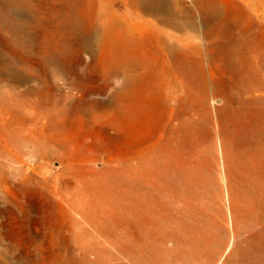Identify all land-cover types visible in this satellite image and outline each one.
Instances as JSON below:
<instances>
[{"label":"rangeland","instance_id":"rangeland-1","mask_svg":"<svg viewBox=\"0 0 264 264\" xmlns=\"http://www.w3.org/2000/svg\"><path fill=\"white\" fill-rule=\"evenodd\" d=\"M20 1L0 0V62L14 60L31 77L29 84L44 92L51 88L65 95L70 91L73 98L59 99L57 108L68 106L72 112L55 119L61 122L58 127L35 133L36 120L44 122L50 117L40 119L31 109L25 111L17 98L0 88V264H264V205L258 206L261 195L245 186L250 176V149L245 141L248 125L233 111L256 102L223 106L227 100H240L239 92L231 89L236 80L244 87L264 83V0H181L188 10L196 11L199 4L216 16L203 47L205 77L211 84L208 95L204 98L200 88L195 89L181 131H164L170 108L181 101L183 88L176 85L172 74L161 72L158 80L163 84L152 103L156 115L136 135L128 132V106L120 97L127 86L120 85L121 78L106 84L103 43L94 60L90 54L80 53L76 35L65 38L63 26L68 20L56 9L61 1L43 0L34 10L32 25L39 34L37 49H26L23 29L15 27L19 20L8 7ZM112 14L139 22L121 0H95L85 18L91 23ZM128 21L122 23L129 25ZM163 32L169 37V31ZM62 56L66 69L76 66L73 71L84 78L53 73L52 61ZM44 63L50 70L46 81L36 70ZM212 66L219 70L214 77L209 72ZM7 83L11 86L12 81L5 86ZM115 89L114 116L99 111L77 113L82 95L103 100ZM19 116L29 117L28 121ZM149 132L152 141L163 145L172 140L169 146H157V155L181 144L185 178L182 184L176 179L160 180L167 189L156 191L160 202L154 222L141 228L140 240L150 243V248L138 247L134 255L130 242L139 241L123 231L119 215L123 205L135 204L122 199L130 193L125 179L134 190L131 194L138 195L143 189L133 179H141L143 174L127 172L125 144L135 137L143 141ZM52 136L61 144L46 140ZM135 162L137 159H131L130 165ZM147 188L150 191L149 185ZM78 189L86 194H73ZM137 218L130 215L125 219ZM122 241L129 246L123 247ZM70 254L74 262H69ZM131 255L139 261H132Z\"/></svg>","mask_w":264,"mask_h":264},{"label":"bare ground","instance_id":"bare-ground-1","mask_svg":"<svg viewBox=\"0 0 264 264\" xmlns=\"http://www.w3.org/2000/svg\"><path fill=\"white\" fill-rule=\"evenodd\" d=\"M42 1L21 0L12 6H8L19 20L18 24H14L15 27H22L23 29L25 37L23 46L26 49H37L39 34L34 31L32 25L35 17L34 10L41 6ZM60 1L61 4L56 8L57 12H62V16L68 20L63 26L66 30L65 38L69 39V35L74 33L79 52L90 54L93 60L97 54L98 45L102 42V59L107 66L105 70L106 84L109 86L114 83L116 78H121L122 83L120 85L127 86L120 97L126 100L128 106L127 129L129 134L136 135L141 132L142 127H148L153 122L154 117L152 116L156 115L157 110L152 107V103L155 101L157 89L163 84V80H158V76L163 71L172 74L177 83L176 85L183 88L181 101L170 108V122L164 127V131H173L178 134L188 121L187 116L190 114L191 97L194 90L200 88L204 98L208 95L207 91L211 84L205 77L203 47L207 45L206 41L210 37V29L215 24L216 16L209 13L208 9L199 7V4H196V11L188 10L181 0H121L139 18V22L128 21L126 18L112 14L102 18L98 17L97 20L88 23L85 16L95 0ZM197 18L200 19L199 22ZM125 20L128 21L129 25L122 23ZM201 27L203 28L202 31H200ZM164 30L169 31V37L164 35ZM183 36L190 41H185L182 38ZM178 37L179 39H177ZM195 37L199 38V41L195 42ZM69 44L70 42L64 46L66 51L69 50ZM0 63L2 65L0 67V88L5 91L3 93L17 98L16 101H20L17 104L25 111L31 109L36 117L41 119L48 116L50 121L53 120L51 124L49 120L44 122L36 120L35 133L58 127L61 122L55 119L61 118L63 115L65 117L72 112L68 106L57 108L59 99L73 98L70 91L65 95L58 94L55 89L51 88L49 91L44 92L40 88L37 89L29 84L31 77L25 74L14 60L4 61L2 59ZM65 63L66 57L64 56L52 61L53 73L67 77L74 75L77 79L84 78L81 73L73 71L76 66L70 71L66 69ZM36 70L38 74L46 77L44 81L48 80L50 70H47L46 63L38 66ZM218 71L213 66L209 69L212 77ZM233 80H236L235 77ZM8 81H12L11 86L8 83L5 86V82ZM236 81L231 89L239 92L240 100L237 102L227 100L223 106L228 105L231 108L235 103H239L241 107L244 103L252 104L256 102L255 106L241 107L238 110L234 108L233 111L237 112L243 122H247L248 125L245 129V141L246 146L250 149V170L247 166V172L250 176L246 178L245 186H247V190L249 189L248 191L259 193L262 200L257 205H264V83H261L260 86L250 85L244 87L238 80ZM22 86L24 87L23 90H18ZM57 89L60 90V87L58 86ZM117 91L115 89L114 92L109 93L108 99L103 100H89V98H85V95H82L83 98L79 102L77 113L79 115L86 113L94 115L96 111H99L98 113H107L114 116L115 114H113L111 108L112 102L115 101L117 96ZM81 105L84 108H81ZM11 111L14 112L13 109ZM20 118L22 121L27 122L29 117L21 116ZM151 133L149 132V135L143 141L140 137H135L130 141L127 140L125 144L127 172L130 169L135 174H143L141 179H133L143 189L138 195L135 194L136 196L131 194L134 190L125 179L126 189L130 193L122 196V199L124 201L134 200L135 207L123 205V210L119 215L122 217L123 231L130 233L137 242L139 241V243L130 242L134 249L132 251L134 255L138 247L144 248L146 246L148 250L150 248V243H142L140 240L141 228L145 225L151 226L154 222V212L160 202L159 193L156 191L167 189L160 180L176 179L182 184L185 178V162L181 144L177 142L174 151L162 152L157 155V146H169L172 144V140L165 141L163 145V142L152 141L153 135ZM29 136L31 137V135ZM46 140L55 145L61 144L55 142L53 136L46 138ZM37 141H39L38 137H35L33 142L37 143ZM143 142L145 145L141 146ZM131 159H137L138 162L130 165ZM138 159H141L140 162ZM109 160L111 159L109 158ZM171 165L175 169L172 170ZM128 175L129 173H126V176ZM147 185H149L150 191H147ZM74 192L73 194H77V196L86 194V191L81 189ZM88 210L86 206L85 212L87 213ZM94 210L104 212L102 209L99 210L98 207H95ZM130 215L133 217L138 215L139 218L135 220L125 219ZM136 227H139V230ZM149 231L153 232L150 227ZM121 245L128 247L129 243L128 241H122ZM134 255H131L132 261H139V257L137 258ZM70 257L69 262H74V256L70 254Z\"/></svg>","mask_w":264,"mask_h":264},{"label":"crops","instance_id":"crops-1","mask_svg":"<svg viewBox=\"0 0 264 264\" xmlns=\"http://www.w3.org/2000/svg\"><path fill=\"white\" fill-rule=\"evenodd\" d=\"M160 244V243H159ZM161 245V244H160ZM155 247V246H154ZM159 248H160V250L162 249V247L161 246H159ZM158 248V249H159ZM154 250H156V247L154 248ZM156 251H154V253H155Z\"/></svg>","mask_w":264,"mask_h":264}]
</instances>
